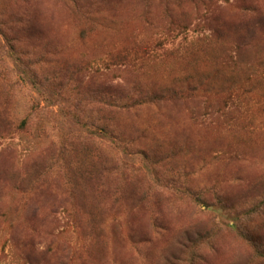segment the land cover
<instances>
[{"label": "rangeland", "instance_id": "rangeland-1", "mask_svg": "<svg viewBox=\"0 0 264 264\" xmlns=\"http://www.w3.org/2000/svg\"><path fill=\"white\" fill-rule=\"evenodd\" d=\"M0 264H264V0H0Z\"/></svg>", "mask_w": 264, "mask_h": 264}]
</instances>
